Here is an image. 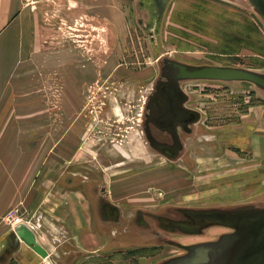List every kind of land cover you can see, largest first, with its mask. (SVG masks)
I'll list each match as a JSON object with an SVG mask.
<instances>
[{
    "label": "rangeland",
    "instance_id": "1",
    "mask_svg": "<svg viewBox=\"0 0 264 264\" xmlns=\"http://www.w3.org/2000/svg\"><path fill=\"white\" fill-rule=\"evenodd\" d=\"M37 3H42L41 23L54 35L53 44L83 48L106 72L98 88L91 89L85 108L88 119L83 140L88 145L66 158L70 163L65 169L75 171L81 162L90 165L107 184L109 198L128 212L134 207L160 211L167 205L211 207L264 200L263 91L244 81L188 82L189 105L201 112L203 128L188 145L190 163H169L163 158L149 164L132 162L123 135L139 119L143 93L157 73L152 45L136 22L137 16L147 18L146 11L136 8V0ZM102 9L106 19L98 15L103 14ZM160 41L166 54L189 63L264 72V23L247 0H170ZM77 187L85 193L82 184ZM22 212L18 206L8 209L1 218L3 226L12 230L17 222H30ZM227 228L221 222L205 235L179 239L187 245L215 237ZM34 230L45 232L42 225ZM90 234L89 254L74 264H154L182 252L179 247L164 245L130 252L109 243L103 235ZM51 235L61 238L59 229L48 230L43 240L46 247L41 243L48 255L34 257L33 264H49V256L62 257L48 240ZM66 241L71 244L74 239Z\"/></svg>",
    "mask_w": 264,
    "mask_h": 264
},
{
    "label": "crops",
    "instance_id": "2",
    "mask_svg": "<svg viewBox=\"0 0 264 264\" xmlns=\"http://www.w3.org/2000/svg\"><path fill=\"white\" fill-rule=\"evenodd\" d=\"M41 10L42 3L0 0V264H33L38 257L22 241L12 246L1 218L15 206L32 229L40 215L45 232L35 233L43 245L46 232L59 228L85 250L92 244L90 202L63 175L66 158L88 145L85 108L106 72L83 48L53 44Z\"/></svg>",
    "mask_w": 264,
    "mask_h": 264
},
{
    "label": "flooded vegetation",
    "instance_id": "3",
    "mask_svg": "<svg viewBox=\"0 0 264 264\" xmlns=\"http://www.w3.org/2000/svg\"><path fill=\"white\" fill-rule=\"evenodd\" d=\"M158 70L159 67L157 64V73L151 79L149 87L143 93V100H141L139 106L141 110L139 119L135 118L136 121H132L135 125L131 126L132 129L126 131L123 135L125 143L131 147L128 149L132 155V162L137 160L136 163L138 164L152 163L155 158H163L169 163H178L179 161L190 163L191 159L188 145L193 140L198 139L203 131L200 125L202 120L201 112L189 105L192 100V95L187 90L186 84L193 80H185L181 83V90L188 95L187 101L181 106V100L184 98V95H181V98H176L174 102L175 108L178 107L182 109V118L178 119L177 117H180V115L177 116L175 114H170L169 118L166 120H162L161 117L155 118L154 120L150 119V117L146 119L142 118L143 112L145 111L144 105L146 103L145 93H150L153 90L154 80L158 75ZM183 84H185V86H183ZM162 85L168 89V84ZM171 86L179 90L174 83H171ZM156 102L159 107L168 109L171 106L172 108V105L169 106V103L162 97H157ZM159 120H162V123L158 122ZM144 124H146L148 128L146 134L139 128ZM133 147L135 149H133ZM83 171L86 174H83ZM63 180L73 185L82 184L84 186V196H86L87 200L90 202L91 207L88 212L89 222L91 224L89 228L91 232L103 235L110 241L109 243L118 245L121 250L135 252L137 248H151L159 245L175 246L182 249V252L179 254L168 256L156 261L154 264H163L161 263L163 260L183 254L188 250L189 246L195 243L215 239L217 236L184 245L179 239V236L205 235L214 225L221 223V221L215 217V215L222 213L220 210L221 207L244 204L240 203L228 206L215 205L211 207L167 205L160 211H154L143 207H134L128 212L122 205L113 202L109 198L107 184L105 181L101 180L99 173H97L94 168L90 167V165L78 164L75 171L68 170L63 175ZM103 184H105V189L107 190V193L103 194H105L109 201L115 204V207L106 203L103 205L102 213L99 214L95 209V202L98 200V191L101 192V190H98L96 186H101ZM252 202H261V200L245 203ZM39 227H41V223ZM227 229L229 230V228ZM31 230L35 233L34 229L31 228ZM59 230L61 238L52 236L50 239L51 243L61 252L62 257L60 259H52V257L49 256V264H55L65 259H68L66 264H74L76 261L85 258L89 254L90 251L76 245L74 242L71 244L66 242V232L63 228H59ZM62 237L65 239L63 238V240ZM39 243L41 244V242Z\"/></svg>",
    "mask_w": 264,
    "mask_h": 264
},
{
    "label": "water",
    "instance_id": "4",
    "mask_svg": "<svg viewBox=\"0 0 264 264\" xmlns=\"http://www.w3.org/2000/svg\"><path fill=\"white\" fill-rule=\"evenodd\" d=\"M170 0H137L136 8L145 10L147 18L137 16L136 22L152 45L156 55V62L159 70L154 80L153 90L145 93V111L143 119L162 120L175 114L178 119L182 118V109L175 108L176 98H181V106L187 101L188 95L181 90V83L185 80H211L222 82L244 81L253 84L264 92V72L246 67L231 65L201 64L193 65L178 60L165 54L160 41V31L166 7ZM252 10L262 19L264 23V0H247ZM174 83L179 90L171 86ZM162 84H168V89ZM162 85V86H161ZM157 97L164 98L169 106L159 107ZM106 108V107H105ZM177 109V110H175ZM105 110V109H104ZM162 120L158 121L162 123ZM145 134L146 124L139 127ZM128 148H131L127 145ZM133 149H135L133 147ZM98 187V200L95 202V209L100 214L103 205L109 201L105 194V184ZM221 215L215 217L225 223L229 230L217 235L213 240L195 243L189 246L183 254L163 260V264H264V200L261 202L244 203L229 207H221ZM10 238L12 246L18 241L24 242L32 251L41 257L48 255L46 249L39 243L34 232L25 223H18L13 226ZM68 259L56 262L55 264H66Z\"/></svg>",
    "mask_w": 264,
    "mask_h": 264
},
{
    "label": "built area",
    "instance_id": "5",
    "mask_svg": "<svg viewBox=\"0 0 264 264\" xmlns=\"http://www.w3.org/2000/svg\"><path fill=\"white\" fill-rule=\"evenodd\" d=\"M25 2H27V3L31 4V5H35L37 0H25ZM18 223H20V222H17L14 225H16ZM22 223H24V222H22ZM39 224H40L39 215H37L36 220H35V224L33 225L34 228H35V226L39 227Z\"/></svg>",
    "mask_w": 264,
    "mask_h": 264
},
{
    "label": "bare ground",
    "instance_id": "6",
    "mask_svg": "<svg viewBox=\"0 0 264 264\" xmlns=\"http://www.w3.org/2000/svg\"><path fill=\"white\" fill-rule=\"evenodd\" d=\"M107 210H108V208H107ZM221 215V213H219V216ZM219 222V221H218ZM35 234V236H36V238L38 239V237H37V235H36V233H34Z\"/></svg>",
    "mask_w": 264,
    "mask_h": 264
}]
</instances>
